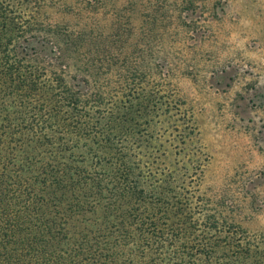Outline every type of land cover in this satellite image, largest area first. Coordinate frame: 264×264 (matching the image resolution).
<instances>
[{
  "label": "rangeland",
  "instance_id": "obj_1",
  "mask_svg": "<svg viewBox=\"0 0 264 264\" xmlns=\"http://www.w3.org/2000/svg\"><path fill=\"white\" fill-rule=\"evenodd\" d=\"M54 29L79 51L35 38ZM63 81L93 108L62 105ZM7 114L24 117L6 122L9 173L37 185V250L264 264V0H0Z\"/></svg>",
  "mask_w": 264,
  "mask_h": 264
},
{
  "label": "trees",
  "instance_id": "obj_2",
  "mask_svg": "<svg viewBox=\"0 0 264 264\" xmlns=\"http://www.w3.org/2000/svg\"><path fill=\"white\" fill-rule=\"evenodd\" d=\"M20 32L22 33V31ZM109 37V39H106V37L95 39L96 43L102 46V52H98L97 55H101L107 60H109L107 54L110 51V46L118 40L119 35L115 34ZM35 38L42 39L43 42L55 46L56 49L60 47V44L71 45L73 52H77L81 46L79 38H82V36L80 35L79 38L78 36L68 37L54 29L44 32L43 35L38 34ZM96 57L99 58L100 56ZM86 69L90 70L88 66ZM88 75L93 77V72L90 70ZM59 93L60 98L63 100L62 105L69 107V110L88 112L93 108V104L90 106L81 90H73L66 81L61 84ZM100 111L102 110L100 109ZM85 115L89 116V113ZM13 118L17 122L24 119L22 114H7L0 117V127H2L0 128V264H73V257L64 262L53 256V254L49 255L46 250L36 249L37 235L30 212L33 208V202L38 197L35 189L37 185L26 180L21 174L9 173L12 159L16 156L12 150L16 139L10 136L9 133L11 132L6 125ZM6 122L8 123L6 124ZM74 123H76V118L73 119V123L68 122L67 125L73 126ZM76 126L74 125L73 128H76ZM22 130L26 133L32 132V130L27 128ZM20 133L21 131L19 130L12 131V134ZM124 161V163L127 162L126 160ZM152 195L160 199L162 194L160 192L149 194L150 197ZM202 249L203 247L200 243L193 242L190 246L189 254H187L190 261H192V258L195 259V256L200 254ZM106 261L94 259L91 264H107ZM127 263L133 264L131 261H127Z\"/></svg>",
  "mask_w": 264,
  "mask_h": 264
}]
</instances>
